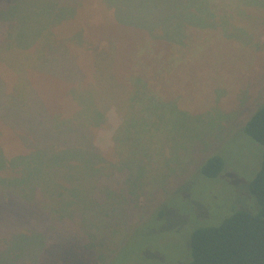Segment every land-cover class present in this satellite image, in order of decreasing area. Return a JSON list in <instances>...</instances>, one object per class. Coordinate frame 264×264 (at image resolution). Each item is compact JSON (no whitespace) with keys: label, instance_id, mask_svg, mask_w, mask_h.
Here are the masks:
<instances>
[{"label":"rangeland","instance_id":"374dc122","mask_svg":"<svg viewBox=\"0 0 264 264\" xmlns=\"http://www.w3.org/2000/svg\"><path fill=\"white\" fill-rule=\"evenodd\" d=\"M108 1L113 11L104 0H0V17L7 12L9 17L7 22L0 20V151L11 159L5 157L4 169L16 156L30 152L25 147L22 151L8 148V143L16 144V137L6 131L9 119L4 99L11 87L24 90L31 85L28 72L35 71L49 114L62 109L59 115L68 119L73 115L92 117L94 109L104 113V123L93 130V145L110 162L103 167L114 165L115 171L121 164L122 168L123 159L138 165L142 162L150 166L146 176L154 182L146 183L139 195L128 171H122L121 183L113 190L112 202L117 205L110 203L105 196L109 189L104 184L99 187L97 173L90 170L79 172L67 166L48 172L39 187L52 195L49 198L56 208H64L75 220L80 219L77 209L88 206V217L98 210L92 200L96 188V197L105 203L100 207L97 230L89 233L96 239L97 250L115 249L105 264H190V237L195 229L218 225L235 211L251 209L257 203L249 184L260 170L264 147L244 127L264 102V0H244L255 4L249 6H236L237 0H198L201 7L193 11L196 18L178 25V41L158 35L163 34L165 18L171 14L179 17L190 0ZM131 2L134 7L128 8ZM56 27L61 32L51 40L49 30ZM61 35L58 44L66 39L65 46L89 51L87 58L97 65L95 72L102 84L95 85L92 77L82 86L68 89L54 75L36 70V61L53 43L56 46ZM112 67L118 79L135 85L141 78L148 84L149 95L175 104L187 116L172 113L168 107L158 112L161 121L153 132L136 135L123 128L117 135L125 147L121 153L113 137L124 119L110 100L116 99L130 123L139 115L132 112L137 104L124 105L126 89L116 92L122 85L113 78ZM8 70L17 75L14 80ZM75 89L87 94L86 102L95 89L104 98L93 110L89 106L79 109ZM71 103L78 108L70 107ZM154 132L157 137H151ZM41 136L39 130L34 139L41 140ZM148 139L151 153L146 155ZM160 143L165 149H157ZM213 155H221L225 167L218 177L207 178L196 170ZM104 180L109 182L108 175ZM77 187L82 193L80 201L73 194ZM5 210L8 216L14 215L7 204H0L1 223ZM100 225L108 235H98Z\"/></svg>","mask_w":264,"mask_h":264},{"label":"trees","instance_id":"16d2710c","mask_svg":"<svg viewBox=\"0 0 264 264\" xmlns=\"http://www.w3.org/2000/svg\"><path fill=\"white\" fill-rule=\"evenodd\" d=\"M237 1L236 6L255 5L244 0ZM104 2L106 7L113 11V5L108 4V0ZM190 2L184 6V9L181 8L179 17L171 14L165 18L162 23L163 34L158 35V38L163 37L169 41L177 40L178 25L181 26L184 19L196 18V12L201 7L198 0H190ZM71 3L73 2L68 1V4ZM131 3L127 6L128 8L134 7V2ZM23 6L26 4L22 5V8ZM7 18H9L8 12L2 14L0 20L7 22ZM10 21H12L11 18L8 22ZM49 32L51 33L50 39L53 40L56 32H61V30L56 27ZM15 36L10 39H14ZM62 39L63 35L59 37L56 46L53 43L50 49L44 51L42 59L35 63L36 70L42 74L54 75L68 89L78 88L92 77L95 85L102 84L95 72L97 65L87 58L89 51L84 48L80 50L77 47L65 46L66 39L58 44ZM57 44L60 46L57 47ZM84 62H88L87 65L83 64ZM37 63L40 64L37 65ZM89 68L93 71H89ZM7 73L13 77V80L17 76L9 70ZM89 73L91 78L88 77ZM35 74H37L35 71H29L31 85L24 90L11 87L8 96L6 95L4 99L7 102L9 119L6 131L16 137V144L8 143V148L22 151L25 147L30 152L16 156L13 164L4 169L7 156L0 151V204H7V207L9 206L14 213L8 216L6 210L2 211L5 222H0V264H105L110 260L115 249L106 247V253L102 249L97 250L96 239L89 233L93 228L98 227V215L102 216L100 207L105 203L104 200L96 197V188L92 200L98 210L93 211L94 214L90 215L89 219L90 216L88 217L87 214L90 208L88 206L84 209H77L75 213L80 219L75 220L67 215L64 208H56L49 198L52 195L40 188L39 184L46 173L61 171L63 167L72 166L79 172L90 170L97 173L99 187L104 184L109 189L105 196L111 200L110 203L117 205L116 202H112L115 195L113 190L120 182L121 172L128 171V179L133 183L134 191L140 195V190L146 183H151V185L154 183L146 176L150 166L142 162L139 163L140 165L128 163L125 162L126 159H123L121 161L123 166L121 168V164L118 170L114 171V165L103 167V164L110 162L93 145V130L104 123V113L94 109L96 115L92 117H74L73 115L68 119L59 115L62 109H54L52 114H49L46 110L48 103L43 96H40L42 93L36 85ZM111 74L122 85L121 88H115L116 92L126 89V92L122 93L125 103L123 104L127 108L132 104H137V108L132 112L139 115L135 122L130 123L127 113L117 104L116 99L110 100L124 119V125L115 132L113 137L117 149H125L117 136L123 128H127L128 133L136 135L144 131H155L161 121L162 115L158 114L161 109L170 107L172 113L187 116L175 104L158 101L154 96L149 95L148 84L141 78L136 79L135 85H129L118 79L113 67ZM75 90L77 98L80 99L79 109L89 106L93 110L95 104L104 98L100 90L95 89L91 92V96H88L90 100L86 102L84 96L87 94L84 91ZM66 95H68L67 92ZM69 105L73 109L78 108V105L73 103ZM154 116L157 118L151 120L150 117ZM39 130L42 136L41 140L37 141L34 135ZM244 131L252 140L264 147V102L250 117ZM157 136L155 132L151 134V137ZM144 140L143 137L137 146H140ZM36 142L39 143L35 144ZM163 145L160 143L157 149H163ZM146 150V155L151 153L149 139ZM122 157L125 158L124 155ZM224 167L223 157L213 155L196 171L207 178H216L223 172ZM105 175H108L109 182L104 183ZM249 187L257 202L255 204L252 202V210L250 208L239 209L218 225L199 227L194 230L190 237V264H264V155L260 170L250 182ZM29 189L32 190L29 191ZM73 194L79 201L81 200L82 193L79 187ZM18 202L20 205H17ZM12 219L13 224H10ZM63 228H68L70 231H61ZM105 229V226H101L102 232L98 231V235H108ZM106 237L108 236L103 238Z\"/></svg>","mask_w":264,"mask_h":264}]
</instances>
